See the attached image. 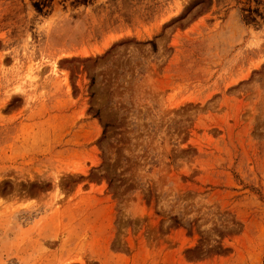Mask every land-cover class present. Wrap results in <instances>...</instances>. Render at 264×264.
Here are the masks:
<instances>
[{"label": "rangeland", "instance_id": "obj_1", "mask_svg": "<svg viewBox=\"0 0 264 264\" xmlns=\"http://www.w3.org/2000/svg\"><path fill=\"white\" fill-rule=\"evenodd\" d=\"M0 264H264V0H0Z\"/></svg>", "mask_w": 264, "mask_h": 264}, {"label": "trees", "instance_id": "obj_2", "mask_svg": "<svg viewBox=\"0 0 264 264\" xmlns=\"http://www.w3.org/2000/svg\"><path fill=\"white\" fill-rule=\"evenodd\" d=\"M106 130L104 129V132H105Z\"/></svg>", "mask_w": 264, "mask_h": 264}]
</instances>
